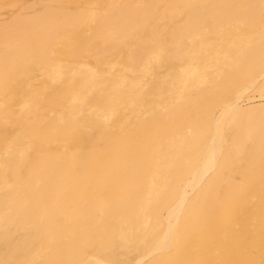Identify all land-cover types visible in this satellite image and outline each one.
Here are the masks:
<instances>
[{"label":"rangeland","instance_id":"1","mask_svg":"<svg viewBox=\"0 0 264 264\" xmlns=\"http://www.w3.org/2000/svg\"><path fill=\"white\" fill-rule=\"evenodd\" d=\"M183 1H185V3ZM183 1L182 0H164V1H162V0H152V1L151 0H137V1L136 0H134V1L133 0H118V1L117 0H0V23H2V24H0V29H3V30H0V33L2 31H5V29H4L5 26H6V30L9 29L10 27L12 29V31L10 29L7 30L6 33H9V34L6 35L5 41L2 42V40L0 39V51H1L0 55H3V58H4L3 59L2 57H0V61H1L0 62V68L2 70H4L2 76H0V79H1L0 80V82H1L0 83V185L2 183L7 184L9 186L12 185V187H9L6 190L9 193H7L6 191L5 192L0 191V201H1L0 202V205H1L0 206V208H1L0 213L4 214L6 212L4 215H7L11 212L10 216L12 217V221H9L10 223L9 222L7 223L9 226H7V224H6V228L4 229L5 234L2 237H0V243H1L0 244V255H2V258H3V260L0 264H7V263L8 264H10V263L11 264H20V262H22L23 260H24L23 262H25V263L22 262L23 264H27V263L30 264V262H32L34 264H56L59 260H61L63 258L64 253L61 252L62 251L61 250V247H62L61 244L66 243V242H70V243L75 244L80 237L79 235L82 233V232H80V230L83 231V233H88V234L90 233V235H89L90 239L88 240V242L100 240L102 238L100 233L96 232L95 230H94L95 232L92 231L93 229H95L93 227V225H92V227H90V225L93 223L89 219V217L86 216L85 214L83 216L77 215L71 223H68L67 221H65L66 220L65 215H67L69 213L68 211L75 209L77 207V205H80L79 207H81V208H79V209H83V211L86 210L85 207H87V206H85V205H87V203L89 201H91L93 199V197H94L93 200H95V199L100 200V197H101V199L104 198L105 200H107L108 203H112L114 201L111 200V197H113V200L116 201V199L118 198V195H120V193H122V195H124V194H126V192L128 194L129 191H131L130 192L131 194H133V195L135 194L136 197L139 198L140 200L143 199L147 205H146L145 211L143 210V213L145 212L144 215L140 216L141 218H138L135 215L133 217V215H131L132 218H129L130 221L125 222L126 223L125 226H128V227L132 226L131 228H134L135 227L134 225H137L139 223L137 220H140L141 224L139 223V225H138L139 230L138 229L136 230V235L138 237L141 235L142 231L146 228L145 223H146V221H148V217L153 212V208L155 207V205H157L158 197H156V196L154 197L153 193H149L147 195L143 186L136 188V187L132 186L131 181L128 184V181H126V179L129 180V178L127 176H124L123 174H121L122 173L121 170H123L125 167H132L133 165H135L139 161V159H141V158L143 159L146 155V153H144L145 151H143V150H149V151H151V154L153 157H158L157 152L160 153V150L163 149L162 147H164V149H166V147L168 146V144H167L168 141L176 140L178 137L176 135L183 128H185V130L180 131V133H187L188 132V133H192V134H197L196 129L194 130V127L192 125L193 123L191 124L190 121L197 120V118L199 117L198 113H200V114L202 113L204 106L206 107L210 103H212L210 105H214V104H217L219 102L223 103L224 100L231 98L234 90L236 89V86L240 85L243 81H245L246 79L249 78L248 73L246 74V71H248V69L252 68L250 66L245 67V69H247V70H245L243 68L244 66L238 65L235 68L236 70L234 69L235 71L234 70L231 71V70H228L226 67H223V65L215 62L214 59L216 57L213 58V56L215 55L214 53H215L216 48H218V46L220 45L219 48L222 49L226 45V40L223 38L217 39V42H215V43H206V41L204 40L205 36L208 35L207 37H210V35H213L209 32V27H211L212 26L211 24L213 23V17L211 15V13H209L208 10H207L208 12H206V9H209L211 7V4H213V1H215V0H211V1L210 0H205V1L204 0H202V1L201 0H199V1L198 0H192V1L189 0V2H191L190 4H189V2H187L188 0H183ZM155 2H158V3H156V5H155ZM177 2H179V3H177ZM209 2H211V3H209ZM241 2L243 3L244 0H241L240 3ZM122 3L128 4V5H125L123 7V6H121V5H124ZM143 3L145 4L144 6H143ZM147 3L150 5V7H149V5H146ZM175 3H177V4H175ZM132 4L139 7V8L138 7L135 8L137 10V13H136L137 16L133 15L135 12L134 11L135 9L134 8L132 9V7L129 8ZM200 4L203 6H200ZM118 5H119V7H118ZM185 5L187 7H185ZM190 5L194 6V7H191ZM204 5H207V7L205 6V8L203 9ZM109 6L110 7L112 6L113 9L110 8ZM127 6H129L128 9H130V10L125 9V7L127 8ZM142 6L143 7L146 6L148 8L147 10H149V15H147L148 11L146 10V7L143 8ZM152 6H154V8ZM159 6L162 9H160ZM208 6H210V7H208ZM183 7H184V9H183ZM188 7L190 8L191 12L193 9H196V12L198 11L197 14H199V15H200L199 11L201 10L200 12H201L202 16H199L200 18L196 17V15H195L196 12L193 11L194 13L193 12L191 13ZM142 8H143V10H142ZM178 8L181 10V11L178 10L181 14L177 11ZM48 9L50 10L49 13L54 12L55 15H57L55 17H57V18H59V17L61 18V16L63 15L62 14L63 11H64L65 15L67 13H69L68 15H77V14L78 15H82V14L84 15L85 13L88 15V12H89V15L91 13H95V15H96L98 12L99 18L101 17L100 18L101 20L97 19L98 15H96V18L94 20H92V21L89 20L90 22L87 21V23L85 22L86 24H84V26H82L80 28L81 31L79 30V28L77 26H73L74 28L73 27L70 28V26L68 27V26H64V25L58 26V28H57V34L58 35L49 41V53L47 56L49 63H47V64L46 63H35V64L28 63V64H25L19 68L18 64L20 63V61L18 60L19 58L17 59V57H19L20 54L18 51L16 52V50H14V48L15 49L20 48V50H21V48H23V46L25 45V42H27V41L32 42L34 39L33 33L30 32V31H32L30 26H28L29 28H27V29H29V30H27V32L25 31L24 35H20V33L22 32V29H23L22 26L25 24L23 21H30L35 16L44 17L43 19L46 20V15L49 14L47 11ZM51 9L54 11H51ZM144 9L146 10V12H144ZM153 9H154V11H153ZM172 9H174V10L172 11ZM40 10L43 11L44 13L45 12L46 13L43 15L42 14L43 12H41ZM106 10H107V12L109 11L111 13L108 12V14H107ZM140 10H142L145 14ZM155 10H156V13H154ZM65 11H67V12H65ZM69 11H72V12H69ZM112 11L114 12L115 17H112L110 15V14H112ZM124 11L126 13H127V11L128 12L130 11L131 12V13H129L130 16H131V14L133 17L136 16V17H134L135 19L131 16L130 18H132V20L133 19L134 20L132 21L128 18L130 20V23H129L128 19L125 20L124 18H122V17H124L123 15L126 14ZM132 11H134V12H132ZM150 11H152V12L150 13ZM37 12L41 13V15L37 14ZM121 12L123 14L120 16L119 13H121ZM171 12H174V14H173L174 16L171 15L172 14ZM262 12H264V9H262V11H261V16L264 17V14H262ZM185 13H187L186 16L184 15ZM30 14H32V15L30 16ZM33 14H34V16H33ZM102 14L105 17H108V15H109V18H106L107 19L106 20ZM151 14H153V15H151ZM188 14L190 16H191V14H193V17L195 15V19H193V17L191 16L192 17L191 18V24H193V26L197 25V24H195L196 22L193 20H196V21H197V19L203 20V16L205 15L204 20H206V21H204V20H203L204 22H201L202 20L198 21V24L202 23V25H199L200 28L202 26L201 30L199 29L198 25L194 27V29L196 27H198L197 28L198 31L202 32V33H200V32L197 33L198 35L199 34H201V35L198 36L196 34V36L193 37L194 39L192 38V36H190V38L188 39V37H186L187 34L186 33H184L185 35L183 34V32H185L184 26H180L181 21H183L182 24H184V25L186 24V22L184 21V18L186 17V19H188V17H190V16H188ZM65 15H63L62 17H64ZM87 15H84V16L87 17ZM150 15L152 16V18ZM182 15H183V18H182ZM25 16H26V18H28L30 16L31 19L28 18L26 20ZM143 16H146V17H143ZM120 17H121V19H120ZM127 17H128V15L126 14L125 18H127ZM178 17H180V19ZM207 17H209V19ZM15 18H16V20H18V22H16ZM19 18H20V20H23V19H25V20L20 21ZM102 18L104 19V21L106 20L108 23V25H106V21L103 22L102 24L104 26L112 25L113 21L118 22V23H116V25H115V23L113 25H115L117 28H119V29L116 28V30L117 31L119 30L118 31L119 35L121 34L120 39H115L112 37V38H110V40L108 42H106L104 44L101 38H99V37L96 38L97 36L94 38L91 36L88 37V35H89V28H88L89 24L91 26L97 25L98 23H101L103 21ZM153 18H154V20L157 18L158 21H157V19L155 21L152 20ZM11 19H13V20H11ZM109 19L111 21H109ZM147 19L149 21H147ZM9 20L11 21V23ZM117 20H119V21H117ZM144 20H145V22H144ZM3 21L5 23H3ZM6 21L7 22L9 21V22L7 23ZM14 21L16 24H18V26H16L14 24ZM127 21L129 23V26H128V23H126ZM131 21H132L133 26L130 25ZM134 21L136 23V26H134L135 25ZM233 21H231V23H230L231 27L239 24L238 21L237 22L236 21L233 22ZM91 22H93V23H91ZM96 22H98V23L95 24ZM109 22H111V24ZM171 22L175 23V25H176V28L174 30L176 34H174V36H176L179 39L180 38L179 35L183 34V35H181V38H180L181 43L184 42L186 44H189L190 46L192 45L193 47L191 46L190 49H192L194 52L190 49H187L185 51H181V52H183L182 53L183 55L181 54V52L179 53L182 56H179L178 53L173 54L174 52H171L170 54H173V56L169 54V58L167 60V63L162 65L161 67H160V65L157 64V62L155 63L152 60L149 61L150 56L148 55L145 59H143V61L138 66H135L133 61L130 60L132 58L130 56L129 51L133 47L139 46L142 43V41H146L149 38H151V36L154 34L161 35V36H163L165 34L164 35L165 38H167L168 36L170 37V34L166 31V27ZM209 22H212V23H209ZM122 23L124 26L122 25ZM166 24H168V25H166ZM249 24H251V25H249ZM19 25H22V26H19ZM164 25H165V27H164ZM245 25L247 28L245 27ZM245 25H244V27H242L243 26L242 24H239L238 26L242 27L244 30H255V29L259 28L257 23H248ZM25 26L26 25H24V27ZM121 26H123V30H121V28H122ZM125 26L126 27L128 26L127 29H125L126 28ZM177 26L178 27L180 26L182 28L178 29ZM193 26H192V28H193ZM14 27H16V28H14ZM17 27H19V28H17ZM229 27H230V25H229ZM229 27L227 26V28L231 30V28H229ZM83 28H85V29H83ZM197 29H195L194 31L196 32ZM226 29L221 30L220 34H218V35L215 34V35L216 36H219L222 34L224 35L225 34L224 32L228 31V29L227 30ZM127 30H128V32H127ZM28 31L30 33H28ZM124 31L126 32V35L124 34ZM180 31H181V34H179ZM10 32H13L14 34L10 33ZM18 32H19V34H18ZM61 32H62V35H61ZM120 32H123V33H120ZM229 32L230 31H228L227 33H229ZM11 34H13L12 36L15 37L14 38L15 40L13 39L12 36H10ZM15 34H17V36ZM27 34H29V35H27ZM123 34H124V36H123ZM25 35H27V37ZM21 36H23V37L25 36V38H23ZM183 36L186 38H184ZM58 37H59V39H58ZM79 37H80V39H79ZM125 37H126V39H125ZM169 37H168V39H169ZM196 37H200L201 39L196 38ZM26 38H30V39L27 40ZM132 38H133V40H132ZM8 39H10V40H8ZM90 39H91V41H90V43H88ZM95 39L96 40L99 39L98 42ZM186 39L188 40L189 43L187 42ZM83 40H87L88 42L87 41L83 42ZM117 40H119V41H117ZM222 40H224V41L222 42ZM6 41H9V42L14 41V43L12 42L9 44V46L11 45V49L8 48V51L5 50V49H7V47H9L8 44L6 45V43H5ZM19 42H20V44H19ZM120 42H122V43H120ZM200 42H201V44H200ZM220 42H221V44H218ZM3 43H5L6 46H4ZM15 43L18 45H15ZM80 43H81V45H80ZM118 43H119V45H118ZM114 44H115V46H112ZM74 45H75V47H74ZM79 45H80V47H79ZM83 45H85V46H83ZM20 46H22V47H20ZM207 46H209V47H207ZM199 47H200V49H199ZM126 48H127V50H125ZM2 49L4 50V52ZM82 49H84V51H82ZM78 50H80V51H78ZM188 50H190V51H188ZM9 51L11 52V54H13V52H14V54H16V55H14V54L10 55ZM75 51H78V52H75ZM85 51H87L88 53H86ZM106 51H108V52H106ZM109 51H111V53ZM117 51H119V52H117ZM35 52H37V49H32L30 54L34 58L41 57V54H39V52H37V54ZM120 52H122V53H120ZM123 52L125 54H123ZM83 53H84V55H83ZM87 54H89V55L87 56ZM111 54L113 55L112 57H111ZM197 54H199V56H197ZM6 55H9L10 57L8 58V57H6ZM104 55L106 58L104 57ZM176 55H177V57H176ZM12 56H14L17 59V61H19V62H17L14 57L13 58L15 60H13ZM122 56H123V59H120V58H122ZM210 56H212V57L209 58ZM128 57L130 58L129 59L130 61L128 60ZM175 57L179 61H177V59H175ZM2 59L4 60V62ZM9 59L11 60V62ZM94 59L96 60V62ZM12 60L16 61V64ZM131 61H132V63H131ZM177 62H179V63H177ZM85 65H87V69H86ZM178 65H182L183 67L186 68L185 80L179 79L177 76H175V71L178 68ZM33 66H36V68ZM238 67H240V68H238ZM55 68H56V70H55ZM90 68L91 69L93 68L98 73L100 71V72H104L105 74L110 75V76L121 77L125 80H127V79L128 80H130V79L134 80L136 83V87L135 88L128 87L126 84H122V85L116 86V87L112 86V85L111 86L108 85V86H106V89L107 88L109 89L108 95H111L110 98H108L107 95L101 96L98 93H90L88 89H90L89 87L91 85V81L88 79V76H87L88 70ZM127 68H128V70H126ZM129 68L130 69L132 68L133 70L131 69L129 71ZM194 68L197 69V70H195V73H193ZM165 70H167V71H165ZM72 71H74V72L72 73ZM197 71H198V73H197ZM213 71H214V73H213ZM220 71H222V72H220ZM228 71H230V72H228ZM218 72L222 75L223 74L226 75V72H227L228 74L226 76H224L226 78V80L224 78H220L222 76L219 75ZM45 73H46V75H44ZM192 73H193V75H192ZM229 73H230V76H229ZM256 73H257V71L254 70V74H256ZM58 74L60 77L57 76ZM152 74L155 75V78L158 82H160V83L163 82V84L165 83L166 85H169V83H172L174 86L172 84H170L169 86H165V89L163 90V92H160V94H157V95L153 96L152 98L147 96V99H146V97H144V96H146L144 94V92H142L140 90L141 91L140 92L141 94H140L138 91H139V89L142 88V85H144L146 82H148V80L151 79ZM188 74L189 75L191 74V75L189 76ZM203 75H204V78H206L204 80V82H202V83H206L204 86L202 85V83L198 84L196 82V78L198 76H203ZM80 76H82V77L85 76V79H84V77L81 78ZM163 78H165V79H163ZM216 79L218 80V82L216 81ZM219 79H221L220 81H222V82H220ZM69 80H70V82H69ZM163 80L164 81L166 80V82H164ZM182 81H184L185 83L183 84ZM212 81L214 83H212ZM67 82H69L68 87H67ZM73 82H74V84H73ZM217 83H219V84H217ZM221 85L222 86L224 85L223 88ZM23 86H25V90H24ZM29 86H30V90H29ZM200 87L202 88V90L200 89ZM204 87L206 89H204ZM67 88H68V90H66ZM211 88H213V89H211ZM196 89H198L197 90L198 92L196 91ZM189 91H190V93H189ZM200 91H202V93ZM205 91H207V92H205ZM25 93H27V94H25ZM88 93H90V94H88ZM117 94L120 95V97H119L120 99L118 98L119 101L118 100L115 101L112 98V96H114V97H115V95L118 96ZM137 94H140V95H137ZM250 94H251V96L252 95L256 96L257 92H255V94H254V92L252 91ZM75 95L76 96L79 95V96L76 97ZM136 95L139 96V98ZM142 95H144V96L142 97ZM214 95H217V97L215 98ZM127 96H128V98H127ZM199 96H201V97H199ZM57 97L59 98V100L57 99ZM79 97L83 98V100H84L83 103L80 100H78ZM171 97H173V98H171ZM191 97H193V98L197 97V98L190 99ZM178 98H180V99H178ZM188 98L190 99L189 101H188ZM23 99H25V100H23ZM129 99L131 101L134 100V102L128 101ZM169 99H171L172 101ZM254 99H251L253 101H251V100L245 101L244 107L247 105L250 108H252L253 106L259 108L262 105H264V104H262V103H264V100H261L259 98L257 99V96ZM52 102H54V103H52ZM176 102L177 103L181 102L182 104L183 103L184 104L182 105L180 103L179 107H178L177 105H175ZM185 102H186V104H185ZM133 103H134V106H133ZM170 103L172 104V106ZM257 103H258V105L259 104H261V105H259V107H258V105H256ZM21 104H22V107H21ZM128 105H130V106H128ZM180 105H181V107H180ZM19 106H20V108H19ZM182 106H185V107H182ZM200 106H203L202 109ZM92 108H94L95 110ZM176 108H177L178 112L175 111ZM6 109H9V110H6ZM157 109L159 111H157ZM197 109H200V110H198L199 112L197 111ZM126 110H128V111H126ZM167 110H170V111H167ZM172 111H173V113H172ZM151 112H152V114L154 113L153 116H152V114L150 115ZM175 115H177V116L179 115V116L177 117ZM155 116H157L159 118V120ZM159 116H161V117H159ZM131 118H133V120ZM74 121H76L77 123ZM152 121H153V123H152ZM62 122H63V124H62ZM72 122H74V123H72ZM150 122H151V125H149ZM134 123H136V125H134ZM178 123H179V125H181V127L183 125L185 127L180 128L179 125L177 127L176 125ZM72 124H75L76 127L72 128L71 127ZM90 124H91V126H90ZM186 124L189 126H186ZM101 125H105V127H102ZM168 126L170 129L167 128ZM60 127H61V129H60ZM62 127L64 128V130ZM139 127H140V129H138ZM176 127H177V129H176ZM189 127L193 131L191 129H189ZM67 128H69V129H67ZM178 128H180L179 131H178ZM86 129H87V131H86ZM174 129H176L177 131ZM172 130L175 132V134H172V136H171L170 132L173 133ZM30 131H33V132H30ZM91 131L93 132L92 134H91ZM132 131L135 134H132L133 133ZM200 132H204V129H202ZM47 133H48V135L49 134L50 135L48 136ZM55 133L58 135H56ZM87 133H88V135H86ZM96 133H97V135H96ZM162 133H165V134L168 133V134H166V135H168V136H166V138L171 137L170 140H167L168 138L166 139L165 135H163ZM161 134L164 137L161 136ZM227 135L228 134H226L227 139L231 138V136H232L231 134H229L228 136ZM52 136H54V137H52ZM87 136L89 137V139ZM114 136H115V138H114ZM86 137H87V139H86ZM71 138H72V141H71ZM127 138L134 139V140H130ZM259 139L264 140V134H262L259 137ZM116 140H117V142H116ZM120 140L122 143L124 142V144L120 143ZM129 140L131 141V143ZM158 140H160V142H158ZM125 141L126 142L129 141V142L125 143ZM149 141H151V142H149ZM98 143H100V144H98ZM113 143H114V145L117 144L118 146H120V148L122 145H124L123 147L125 148L126 145L128 147V144L129 145L131 144L130 148L132 150H130V148L128 149L126 147L128 149V151L131 153V155H129L130 153H128V151H126V148L124 149L122 147L124 150H121L122 148L120 149L119 147H115L114 145L111 146V144H113ZM118 143H120V144H118ZM148 143H150L149 144L150 146L148 145ZM165 143L167 144V146ZM249 143H250V141H248L247 145H249ZM142 144L145 147L141 146ZM226 144L231 146L232 145L231 140L230 139L227 140ZM261 144L262 145L260 146V149L262 148L261 149L262 151L259 150V152H257L258 155L256 154L255 157L254 156H253V158L250 157L251 152L249 153V149H247V147H246V148H244L245 150L243 149L241 152H239L240 154L236 153L237 157L233 156L232 163L228 167V170H227L226 166H222L220 168L219 176L217 175L213 178L211 177L209 179H206L207 185H205V188L202 192L201 203H200L199 209L196 212V213H198L196 216L197 222L194 221L193 222L194 224L192 223L191 226L187 230V234L189 235V238L187 239L188 242H187L186 246L190 250V252L194 254L193 261L195 260L196 264H223L225 261L229 260L230 257H232L233 250H235L237 248H239V249L243 248V245L246 243V242L242 243L243 239L244 240H247L250 238L252 239L254 237L253 235H257L262 230H264V147H262V146H264V143H261ZM109 145H110V147H109ZM132 145L134 146V148ZM224 145H225V143H224ZM95 147H97L99 150L97 151V148H95ZM108 147L110 150L108 149ZM112 147H113V149H112ZM140 147L145 148V149L140 150ZM147 147H148V149H146ZM117 148H119L118 151H117ZM153 148L155 149V151L152 152ZM85 149H87L88 151ZM111 149H112V151H111ZM156 149L159 151H157ZM246 149L248 151H246ZM80 151L82 153H79ZM99 151H100V153H99ZM106 151H108V152L106 153ZM84 152H87V154ZM241 153H243V154H241ZM248 153L250 155H248ZM233 155H235V154H233ZM51 156L56 157L58 160H60L63 163L68 165L69 171L71 170V176L69 175L70 180H68L69 184H68L67 179L64 178V175L60 176L59 174H61V173H59L57 171L56 172L51 171L49 173L46 172V175H45V173H44L45 171L43 170V167L47 163V161L45 159L47 157H51ZM69 156L71 157L70 159H72V160L69 159ZM114 156H117V157L119 156L118 159H120V160H117L118 161L117 162L116 161L117 157H114ZM259 156H261V158ZM99 157H100V159H99ZM113 158H116V159L114 160ZM235 158H237V159H235ZM78 159H81V160L78 161ZM105 159H109L110 161L112 160L113 163H115V165L108 167L106 172L103 175V174H100V172L98 171V167H99L98 161L105 160ZM154 159H156V158H154ZM24 160H26L27 162ZM43 160H44V162H43ZM122 160H125V163ZM235 160H238V161L235 162ZM254 160L255 161L257 160V161L254 162ZM69 161H71V162H69ZM73 161H75L76 163ZM17 162H19V163H17ZM96 162H97V165H96ZM248 162L250 163L251 166L248 165L249 164ZM117 163L120 166L119 165L117 166L116 165ZM131 163H132V165H130ZM75 164H77V165H75ZM78 164H80V165L78 166ZM246 164L249 166L248 168L246 167L247 166ZM42 165H44V166H42ZM69 165H71V167ZM149 167L142 174V175L145 174L144 176H142L143 178L140 177V175H137V177H135V178H138V176H139L140 177L139 180H137V179L136 180L139 181L140 183L142 180H143L142 183L148 182V180H149L150 183L152 182L151 184H152L153 188L155 189V191H156V189L160 190L164 184L163 179H161L164 176V175L163 176L161 175L163 168L160 167L159 165L153 166L154 169L152 167H150V168ZM113 169H115V171ZM72 170L74 172H72ZM86 170L87 171L89 170V171L87 172ZM92 170L95 171L94 174L91 172ZM110 170H111V173H110ZM31 171L33 172V174L32 173L30 174ZM117 171H119V172H117ZM120 171H121V173H120ZM228 171H229V173H228ZM37 172H43V173H37ZM55 173H57V174L59 173L58 176H57V174L55 175ZM78 173H80V175ZM38 174H40V175L36 176ZM50 174L54 175V176H51ZM77 174L79 175V178H78V176L75 177ZM221 174H222V177L220 178ZM84 175L87 176L86 179H83ZM15 176H16V178H19L18 179L19 182L17 181ZM56 176L58 177L59 180L57 179ZM96 176L99 180L96 179ZM145 176H146V178H145ZM225 176H226V178H225ZM81 177H82V179H80ZM60 178H62V179H60ZM132 178L135 179L134 176ZM147 178H148V180H146ZM100 179H102V180H100ZM113 179L114 180L116 179V181H114L115 184L113 183ZM56 180H58L60 182H57ZM232 180H234V181H232ZM22 181L23 182L26 181V182H28V183L30 182V183L29 184L27 183L28 184L27 185L26 182H24L26 184L25 185ZM32 181H34V183ZM43 181H47L48 183L47 182L43 183ZM99 181H100V183H99ZM103 181H104V183H103ZM218 181H220L221 183ZM65 182L67 183V185L65 184ZM31 183H32V185H31ZM57 183H58V185H56ZM218 183H219V185H218ZM74 184H76L80 187V188L77 187V192H75L76 190L72 191L74 188L76 189V186ZM239 184L242 186H240ZM246 184H247V186H246ZM17 185H19V189H18ZM45 185H46V188H45ZM68 185H70V186H68ZM81 185L83 187H81ZM111 185L114 188L111 187ZM120 185L123 188H121ZM155 185L159 186V187H156ZM14 186H15V188H14ZM71 186H72V188L74 186L75 187L73 189H70ZM117 186L120 188L117 189L118 188ZM126 186H127V189L125 188ZM131 187L136 188L135 189L136 191H138V189H139V191H138L139 193L136 192L135 190H133L134 188L132 189ZM34 188H35V190H34ZM36 188L38 191L36 190ZM14 189H15V192H14ZM39 189H42V190H39ZM116 189L119 191L116 192ZM53 190H54L55 196L52 194ZM216 190H217V192H216ZM24 191H26V192H24ZM27 191H29V192L27 193ZM59 191L62 193H60ZM67 191L68 192L71 191V192L68 193ZM133 192H135V193H133ZM163 192H166V189L163 190ZM10 193H11L12 197H10L11 196ZM24 193H26V194H24ZM33 193H36V194H34L35 196H37L38 193H39V195L33 199V197H34V195H32ZM71 193H72V195L70 197ZM77 193H80V195H78ZM82 193L83 194L85 193V195H83ZM137 193L139 194V196H137L138 195ZM64 194H65V197H64ZM4 195H6V197H4ZM21 195L23 198L21 197ZM29 195H31V196H29ZM49 195H51V196L49 197ZM28 196L30 197L31 202L28 201V198H29ZM60 197L61 198L64 197L63 200H64V203H66V208H64L65 206L63 208L65 211L64 210L63 211L62 210L57 211L58 209L56 207V203H57V199ZM69 197L71 198V202L69 200L70 199ZM77 197H78V200H76ZM5 198H8V199H5ZM13 198H14V200L10 201ZM40 198H41V201H40ZM66 198L67 199L69 198L67 202H66V200H67ZM4 199H5V201H4ZM51 199H52V201H51ZM84 200H86V201H84ZM8 201H9V203L10 202L11 203L9 204ZM34 202H35V204H34ZM68 202H69V204H67ZM73 202L75 204H73ZM84 202H85V204H84ZM4 204L6 207L4 206ZM6 204L8 205V207ZM27 204L28 205L30 204V205L28 206ZM41 204L44 205V206L42 205L44 208L41 206ZM193 204H194V202L192 200V204H191V206H189V208H191ZM32 205H34V206H32ZM49 205H50V208H48ZM52 205H53V207H52ZM26 206L28 209H26ZM30 206L32 207V210H31ZM35 206L37 207V209H35L36 208ZM33 207L36 211H33L34 210ZM47 209H51V210H47ZM68 209H70V210H68ZM27 210H30V211H28L29 213L27 212ZM55 210H56L57 214L59 212L58 215H55L56 212H53ZM8 211H10V212H8ZM25 211L28 213L27 215H26ZM42 211H43V213H42ZM49 211H51V212H49ZM95 211H96L97 215H100V213H101L100 209H97ZM40 212L42 215L40 214ZM65 212H66V214H65ZM35 214H36V217H35ZM25 215L27 217H25ZM31 217H32V219H31ZM45 218H46V220H45ZM79 218H81V219H79ZM29 219H31V222ZM82 219H84V220H82ZM129 219H127V220H129ZM258 219H260V220H258ZM79 220H82V221H79ZM134 220H136V221H134ZM15 221H17V222L15 223ZM23 221L26 223L23 224ZM33 221L34 222L36 221V222L33 224ZM13 222H14V224H12ZM37 222H38V225L41 224L39 227L36 224ZM80 222L82 223V226L84 224L83 229H81L82 226H80L81 225ZM129 222H130V224H128ZM142 222L144 223V225H142L143 224ZM10 224H12V225L10 226ZM25 224H27V225H25ZM32 224H33V226H31ZM57 224H58V226H57ZM54 225H55V227H54ZM24 226H26V227H24ZM50 226H51V229L49 228ZM65 226H66V228L69 227V229L67 230L65 228ZM63 227H64V229H62ZM84 227H86V228H84ZM8 228H10V229H8ZM16 228H17V230H16ZM26 229H27V231H29V230L31 231V229L36 230L35 234L33 236H29L28 240H26L24 242L25 244L28 243V247L23 242H20V241H22L21 238H22V235L26 232ZM42 229H44V232ZM84 230H86V231L84 232ZM0 231H2L1 228H0ZM37 231H38V234L40 233V235H37ZM2 232H0V234ZM58 232H60V233H58ZM62 232H64V233L62 234ZM44 233H45V237H43ZM72 233H73V235H72ZM13 234H15V235L13 236ZM49 235H50V237H49ZM55 235H56V237H55ZM190 235L195 236L196 237L195 239L198 241L202 240V242H204V245L200 246V245H198V242L190 241ZM67 236L70 238H68ZM76 236H78V237H76ZM30 237H33L34 239L36 237H39V238H37L38 240L35 241L33 238H30ZM76 238H77V240H76ZM29 239H31V240L29 241ZM32 239H33V241H32ZM6 240H8V241H6ZM5 242L7 244H5ZM12 242H14V243H12ZM31 242H33L34 244ZM236 242L237 243L241 242V243L236 244ZM40 243L43 246L39 245ZM3 244H4V246H3ZM10 244L13 247L9 246ZM22 244L26 247H24ZM48 244H50V245H48ZM85 246H82L83 250L88 249V246L87 245H85ZM258 246H259V251L258 250L257 251H258L259 257H260L259 258L260 263L264 264V248H262V247H264V242H261V243L259 242ZM6 247H8V248H6ZM11 247L13 249H11ZM18 247H21V249H23V250L18 249ZM37 247H38V249H37ZM10 250H11V252H10ZM16 250H18V252ZM28 250H29V253H27ZM31 250H32V252H31ZM118 250L119 249L117 248V246H115L114 252L117 253ZM201 251H203V252L206 251V252L201 253ZM3 254H4V256H3ZM6 254H8V255H6ZM29 254L32 256H30ZM37 254L39 257L37 256ZM42 254H44L43 258L40 257V256H42ZM6 256H7V258H6ZM28 256H30V257H28ZM116 257L117 258L114 261L118 262V264H122V262H120V260H122L123 257H121V256L119 257V256H117V254H116ZM37 258L38 259L41 258V259H39L40 261ZM151 258L155 259L156 255H154V257H151ZM35 259H36L37 263H36ZM195 263L193 262V264H195Z\"/></svg>","mask_w":264,"mask_h":264},{"label":"bare ground","instance_id":"2","mask_svg":"<svg viewBox=\"0 0 264 264\" xmlns=\"http://www.w3.org/2000/svg\"><path fill=\"white\" fill-rule=\"evenodd\" d=\"M118 1V0H117ZM134 1V0H133ZM137 1V0H136ZM152 1V0H151ZM162 1H164V0H162ZM183 1V0H182ZM192 1V0H191ZM199 1V0H198ZM202 1V0H201ZM200 1V2H201ZM205 1V0H204ZM211 1V0H210ZM241 1V0H240ZM240 1L239 0H215V1H213V4H211V7L210 6H208V7H210L209 9H206V12H208L209 11V13H211V15H212V17H213V23L212 22H209V23H212L211 25V27H209V32L211 33V34H213V35H210V37H207V36H205V41H206V43H215V42H217V39H225L226 40V45L221 49V48H219V46H218V48H216V50H215V55L213 56V58H215L214 60H215V62H217L218 64H221V65H223V67H226L228 70H231V71H233L238 65L239 66H244L243 68L245 69V67H252L251 69H248V71H246V74L248 73V76H249V78L248 79H246L245 81H243L240 85H237L236 86V89L234 90V92H233V94H232V96H231V98H229V99H226V100H224L223 101V103L222 102H219V103H217V104H214V105H210V104H212V103H210L209 105H207L206 107L204 106V108H203V110H202V113L200 114V113H198L199 114V117L197 118V120H192V121H190L191 122V124L193 125V127H194V130L196 129V133L197 134H192V133H180V131H183V130H185V128H183L182 130H180V128H182V127H185L184 125L181 127V125H179V123L176 125L177 127H178V125H179V127L180 128H178V131H179V135L177 134L176 136H178L177 137V139L176 140H170V138H166V136H168V135H166V134H168V133H162L163 135H165V138L167 139V140H170V141H168V146H167V144H166V149H164V147H162L163 149L162 150H160V153H158L157 152V154H158V157H153L152 156V154H151V151H149V150H143V149H145V148H141L140 147V150H143V151H145L144 153H146V155H145V157L142 159H139V161L135 164V165H133L132 167H125L123 170H121L122 171V173H121V171H120V173L121 174H123L124 176H127L128 178H129V180H127L126 178V181H128V184L130 183V181H131V184H132V186H134V187H144V189H145V191H146V193H147V195L149 194V193H153V195H154V197L156 196V197H158V203H157V205H155V207L153 208V212L150 214V216L148 217V221H146V228L142 231V233H141V235L138 237L137 235H136V230L139 228L138 227V225H139V223H140V220H137L139 223L137 224V225H134L135 227L134 228H131L132 226H130V227H128V226H125L126 225V221H130V219L129 218H132L131 217V215H133V217H134V215L136 216V217H138V218H141L140 216H142V215H144V213H143V210L145 211V208H146V202L143 200V199H139V198H137L136 197V195L134 194H131L130 192L131 191H129V193L127 194V192H126V194H124V195H122V193H120V195H118V198L116 199V201L115 200H113V197H111V200L112 201H114V202H112V203H108V201L107 200H105L104 198L103 199H101V197H100V200H93L94 199V197H93V199L91 200V201H89L88 203H87V205H85V206H87V207H85V209L86 210H84L83 211V209H79V208H81V207H79L80 205H77V207L75 208V209H72L71 211H68L69 213L67 214V215H65V217H66V220L65 221H67L68 223H71L73 220H74V218L77 216V215H80V216H83L84 214L86 215V216H88L89 217V219L92 221V223L93 224H91L90 225V227H92V225H93V227L95 228V229H93L92 231H96V232H99L100 233V235H101V239L100 240H98V241H93V242H88V240L90 239V233L88 234V233H83V231H81L80 230V232H82L79 236V239L77 240V238H76V240H77V242L75 243V244H73V243H70V242H66V243H62L61 244V252H63L64 254H63V258L61 259V260H59L56 264H118V262H116V261H114L117 257H116V254H117V256H121V257H123V259L122 260H120V262H122V264H193V262L195 263L196 261L194 260L193 261V259H194V254L193 253H191L190 252V250L187 248V239L189 238V235L187 234V230H188V228L191 226V224L194 222V221H196V216H197V214L198 213H196L197 212V210L199 209V206H200V203H201V195H202V192H203V190H204V188H205V185H207L206 184V179H209V178H213V177H215V176H219V174H220V168L222 167V166H226L227 167V170H228V167L231 165V163H232V158H233V156H236L237 157V155H236V153H239V152H241L244 148H246L247 147V149H249V153L251 152V155L248 153V155H250V157H252L253 158V156L255 157V155L257 154V152H259V150H261L260 149V146L262 145L261 143H264V140H260L259 139V137L262 135V134H264V105H262L261 107H259V105H261V104H259L258 105V103L256 104V105H258V107L259 108H257V107H252V108H250L249 106H245L244 107V103H245V101H249V100H251V99H254V98H256V96H257V99L259 98V99H261V100H264V17H262L261 16V11H262V9H264V0H244V2L242 3H240ZM143 2V1H142ZM149 2V1H148ZM154 2V1H153ZM159 2V1H158ZM158 2H155V5H156V3H158ZM180 2V1H179ZM179 2H177V3H179ZM184 3H185V1H183ZM187 2H189V0L187 1ZM207 2V1H206ZM137 3V2H136ZM162 3V2H161ZM177 3H175V4H177ZM191 2H189V4H190ZM208 3V2H207ZM209 3H211V2H209ZM122 4H124V5H121V6H125V5H128V4H125V3H122ZM183 4V3H182ZM188 4V3H187ZM195 4V3H194ZM203 4V3H202ZM133 5V4H132ZM127 6V8L125 7V9L126 10H130V9H128V7L129 8H131L132 7V9L134 8H136V7H138V6H136V5H133V6ZM141 5V4H140ZM139 5V6H140ZM145 4L143 3V6H144ZM146 5H149L148 3L146 4ZM160 5V4H159ZM184 5V4H183ZM196 5V4H195ZM208 5V4H207ZM207 5H204V7H203V9L205 8V6L207 7ZM32 6V5H31ZM30 6V7H31ZM135 6V7H134ZM142 6V7H143ZM158 6V5H157ZM172 6V5H171ZM191 6V5H190ZM189 6V7H190ZM200 6H203V5H201L200 4ZM44 7V6H43ZM79 7V6H78ZM90 7V6H89ZM110 7V6H109ZM115 7V6H114ZM118 7H119V5H118ZM122 7V8H123ZM146 7V6H145ZM145 7H143V8H145ZM149 7H150V5H149ZM153 8H154V6H152ZM151 7V8H152ZM160 7V6H159ZM180 7V6H179ZM185 7H187L186 5H185ZM188 7V8H189ZM191 7H194V6H191ZM110 8H112L113 9V7L111 6ZM109 8V9H110ZM116 8V7H115ZM139 8V7H138ZM137 8V9H138ZM141 8V7H140ZM143 8H142V10H143ZM76 9V8H75ZM84 9V8H83ZM121 9V8H120ZM148 8L146 7V10H147ZM159 9V8H158ZM160 9H162L161 7H160ZM183 9H184V7H183ZM70 10V9H69ZM78 10V9H77ZM89 10V9H88ZM102 10V9H101ZM118 10V9H117ZM116 10V11H117ZM142 10H140V11H142ZM146 10L144 9V12H146ZM152 10V9H151ZM165 10V9H164ZM174 9H172V11H173ZM178 10H180L179 8L177 9V11ZM189 10H190V8H189ZM208 10V11H207ZM41 11V10H40ZM48 11V13H49V9L47 10ZM51 11H54V10H52L51 9ZM68 11V10H67ZM67 11H65V12H67ZM79 11V10H78ZM98 11V10H97ZM135 11V12H134ZM134 11H132V12H134V14L133 15H136V13H137V10L135 9ZM148 11V14L147 15H149V10H147ZM153 11H154V9H153ZM163 11V10H162ZM176 11V10H175ZM174 11V12H175ZM181 11V10H180ZM185 11V10H184ZM188 11V10H187ZM196 12V9H193L192 10V12ZM201 11V10H200ZM199 11V13H200V15L199 14H197V12H196V17H198V18H200L199 16H202L201 15V12ZM205 11V10H204ZM41 12H43V11H41ZM69 12H72V11H69ZM102 12V11H101ZM106 12H107V10H106ZM109 12V11H108ZM108 12H107V14H108ZM118 12V11H117ZM125 12V11H124ZM143 12V11H142ZM143 12V13H144ZM152 11H150V13H151ZM170 12V11H169ZM174 12H171L170 14L171 15H173L174 14ZM179 12V11H178ZM190 12H191V10H190ZM191 12V13H192ZM193 12V13H194ZM46 13V12H45ZM44 12L42 13L43 15L45 14ZM57 13V12H56ZM109 13H111V12H109ZM126 13V12H125ZM129 13H131L130 11L128 12L127 11V15H128V17L127 18H125V15H123L124 17H122V18H124L125 20H127L128 18L130 19V20H132V18H130L131 16H132V14H131V16H130V14ZM154 13H156V10H155V12ZM153 13V14H154ZM180 13V12H179ZM178 13V14H179ZM189 13V12H188ZM37 14H39V15H41V13H38L37 12ZM61 14V13H60ZM63 15H65L64 14V11H63V13H62ZM69 13H67L64 17H62L61 16V18L59 17V18H57V17H55V16H57V15H55V13L54 12H52V13H49V14H47L46 15V20H44L43 18L44 17H40V16H35L34 18H30V16L32 15V14H30V16L28 17V18H30L31 20L30 21H23V20H27L28 18H26V16H25V19H23V20H20V18H19V20L20 21H23L25 24L24 25H26L25 27H24V25L22 26V25H19V26H22L23 27V29H22V32L20 33V35H24V33H25V31L27 32V30H29V29H27V28H29L28 26H30L31 27V30L33 31H30L31 33H33V35H34V39H33V41L31 42V41H27V42H25L24 40V42H25V45L23 46V48H21V50H20V48H14V50H16V52L18 51L19 52V57H17V59L20 61V63L18 64V66H19V68L21 67V66H23V65H25V64H28V63H32V64H35V63H49V60H48V53H49V41L52 39V38H55L58 34H57V28H58V26H60V25H64V26H70V28H72L73 26H77L78 28H79V30L81 31V27L82 26H84V24H86L87 23V21H92V20H94L95 18H96V15H98V12H97V14L95 15V13H91L90 15H89V12H88V15L85 13L84 15H87V17H85L83 14V16L82 15H68ZM74 14V13H73ZM113 14V15H112ZM112 14H110L112 17H115V14H114V12L112 11ZM123 13L121 12V13H119V15L121 16ZM145 14V13H144ZM153 14H151V15H153ZM176 14V13H175ZM181 14V13H180ZM183 14V13H182ZM190 14V13H189ZM188 14V16H190ZM203 14V13H202ZM206 14V13H205ZM262 14H264V12H262ZM59 15V14H58ZM103 15V14H102ZM143 15V14H142ZM150 15V16H151ZM155 15V14H154ZM161 15V14H160ZM185 16L187 15V13H185L184 14ZM195 15H194V17H193V14H191V16L193 17V19H195ZM33 16H34V14H33ZM104 16V15H103ZM107 16V15H106ZM137 16V15H136ZM136 16H134V17H136ZM156 16V15H155ZM163 16V15H162ZM174 16V15H173ZM180 16V15H179ZM188 17V19H186V17L184 18V21L186 22V24L184 25V24H182L183 23V21H181V23H180V26H184V28H185V32H183V34L184 33H186L187 35H186V37H188V39L190 38V36H192V38L194 37V36H196V34L197 33H199L200 31H198V27H196L195 29H197V31L195 32L194 30V27L195 26H199V25H202V23L201 24H198V21L199 20H202V19H197V21L196 20H193V21H195L196 23L195 24H197V25H195V26H193V24H191V18L192 17ZM205 16V15H204ZM204 16H203V20H204ZM105 17V16H104ZM103 17V18H104ZM133 17V16H132ZM133 17V18H134ZM143 17H146V16H143ZM170 17V16H169ZM211 17V18H212ZM101 18V17H100ZM99 18V15H98V18L97 19H99V20H101ZM102 18V19H103ZM106 18H109V15H108V17H105V19ZM151 18H152V16H151ZM155 18V17H154ZM154 18L152 19V20H154ZM173 18V17H172ZM179 19H180V17H178ZM182 18H183V15H182ZM202 18V17H201ZM208 19H209V17H207ZM14 19V18H13ZM13 19H11V20H13ZM18 19V18H17ZM116 19V18H115ZM114 19V20H115ZM120 19H121V17H120ZM128 19V20H129ZM135 19V18H134ZM133 19V20H134ZM149 19V18H148ZM147 19V21H149ZM157 19V18H156ZM155 19V20H156ZM160 19V18H159ZM171 19V18H170ZM15 20H16V18H15ZM107 20V19H106ZM105 20V21H106ZM124 20V21H125ZM130 20H129V23H130ZM132 20V21H133ZM143 20V19H142ZM154 20V21H155ZM182 20V19H181ZM201 21V22H204V21H206V20H204V21ZM238 21L239 22V24H242L243 26L242 27H244V25L245 24H248V23H257L258 24V27L260 28H258V29H255V30H244L242 27H239L238 25H234L233 27H231V21ZM10 21V20H9ZM8 21V22H9ZM19 21V22H20ZM89 21V22H90ZM104 21V19H103V21L101 22V23H98V22H96L95 24H97V25H93V26H91L90 24H89V26H88V28H89V35H88V37H96V38H101L102 39V41H103V43L105 44L106 42H108L109 40H110V38H115V39H120L121 38V34L119 35L118 34V31L116 30V23H118V22H112L113 24L115 23V25H110V26H104L102 23L103 22H105ZM109 21H111L110 19H109ZM116 21V20H115ZM117 21H119V20H117ZM132 21H131V24L130 25H132L133 26V24H132ZM136 21V20H135ZM135 21H134V23H135ZM157 21H158V19H157ZM180 21V20H179ZM211 21V20H210ZM233 21V22H234ZM7 22V21H6ZM7 22V23H8ZM16 22H18V20H16ZM86 22V23H85ZM100 22V21H99ZM144 22H145V20H144ZM161 22V21H160ZM208 22V21H207ZM3 23H5L4 21H3ZM10 23H11V21H10ZM91 23H93V22H91ZM110 24H111V22H109ZM126 23H128V21L126 22ZM129 23H128V26H129ZM178 23V22H177ZM176 23V24H177ZM200 23V22H199ZM0 24H2V23H0ZM14 24L16 25V26H18V24H16L15 23V21H14ZM23 24V23H22ZM161 24V23H160ZM236 24V23H235ZM106 25H108V23H107V21H106ZM118 25V24H117ZM122 25H123V23H122ZM126 25V24H125ZM166 25H168V24H166ZM229 25H230V27H229ZM249 25H251V24H249ZM253 25V24H252ZM9 26V25H8ZM124 26V25H123ZM123 26H121L122 28H121V30H123ZM127 26V27H128ZM134 26H136V23H135V25ZM178 27V29L179 28H182V27ZM192 26H193V28H192ZM227 26L229 27V28H231V30L230 29H228L227 28ZM248 26V25H247ZM2 27V26H1ZM62 27V26H61ZM126 27V26H125ZM127 27L125 28V29H127ZM164 27H165V25H164ZM245 27H246V25H245ZM249 27V26H248ZM253 27V26H252ZM14 28H16V27H14ZM17 28H19V27H17ZM74 28V27H73ZM76 28V27H75ZM132 28V27H131ZM175 28H176V25H175V23H173V22H171L167 27H166V31L170 34V37H169V39H168V37L167 38H165V34L163 35V36H161V35H157V34H154V35H152L151 36V38H149L148 40H146V41H142V43L139 45V46H136V47H133L129 52H130V56H131V58L132 59H130L129 57H128V60L130 59V60H132L133 61V63H134V65L135 66H138L142 61H143V59H145L148 55L150 56V60L149 61H154L155 63L157 62V64L158 65H160V67L162 66V65H164V64H166L167 63V60H168V58H169V54L171 53V52H174L173 54H175V53H178V55L179 56H182L183 54V52H181V51H185V50H187V49H190L191 48V46L189 45V44H186V43H184V42H182L181 43V41H180V38H181V35H183V34H181V31H180V33L179 34H181V35H179L180 36V38L178 39L176 36H174V34H176L175 33ZM201 28H202V26H201ZM201 28H200V26H199V29L201 30ZM206 28V27H205ZM228 29V31H230L229 33H227L228 31H226V32H224L225 34L223 35H219V36H216V35H218V34H220V32H221V30H223V29ZM247 28V27H246ZM251 28V27H250ZM5 31H2L1 33H0V39L2 40V42L3 41H5L6 40V35L7 34H9V33H6L7 32V30H11L12 31V29H11V27L9 28V29H7L6 30V26H5ZM66 29V28H65ZM83 29H85V28H83ZM117 29H119V28H117ZM124 29V30H125ZM135 29V28H134ZM133 29V30H134ZM194 29V30H193ZM226 29V30H227ZM0 30H3V29H0ZM67 30V29H66ZM140 30V29H139ZM203 30V29H202ZM208 30V29H207ZM69 31V30H68ZM179 31V30H178ZM29 31H28V33H30ZM127 32H128V30H127ZM177 32V31H176ZM208 32V31H207ZM208 32V33H209ZM10 33H13V32H10ZM81 33V32H80ZM120 33H123V32H120ZM130 33V32H129ZM200 33H202V32H200ZM206 33V32H205ZM14 34V33H13ZM13 34H11L10 36H12ZM18 34H19V32H18ZM124 34L126 35V32L124 31ZM124 34H123V36H124ZM207 34V33H206ZM216 34V35H215ZM16 36H17V34H15ZM27 35H29V34H27ZM27 35H25L26 37H27ZM61 35H62V32H61ZM85 35V34H84ZM185 35V34H184ZM198 35V34H197ZM201 34H199L198 36H200ZM215 35V36H214ZM25 36L23 37V36H21V37H23V38H25ZM129 36V35H128ZM13 37V36H12ZM84 37V36H83ZM86 37V36H85ZM184 37V36H183ZM186 37H184V38H186ZM11 38V37H10ZM15 37H13V39H14ZM124 38V37H123ZM138 38V37H137ZM183 38V39H184ZM196 38H200V37H196ZM195 38V39H196ZM27 40H29L30 38H26ZM58 39H59V37H58ZM79 39H80V37H79ZM125 39H126V37H125ZM194 39V38H193ZM201 39V38H200ZM8 40H10V39H8ZM15 40V39H14ZM18 40V39H17ZM54 40V39H53ZM96 40V39H95ZM99 40V39H98ZM98 40H96L97 42H98ZM124 40V39H123ZM132 40H133V38H132ZM187 40V39H186ZM197 40V39H196ZM84 41H87V40H83V42ZM90 41H91V39L89 40V42L88 43H90ZM117 41H119V40H117ZM184 41V40H183ZM195 41V40H194ZM201 41V40H200ZM203 41V40H202ZM224 40H222V42H223ZM13 43H14V41H12ZM12 42H9V41H6L5 43H6V45L8 44V46H9V44L10 43H12ZM18 42V41H17ZM186 42V41H185ZM187 42H188V40H187ZM219 42V41H218ZM5 43H3L4 44V46H6L5 45ZM86 43V42H85ZM120 43H122V42H120ZM184 43V44H183ZM189 43V42H188ZM19 44H20V42H19ZM24 44V43H23ZM87 44V43H86ZM111 44V43H110ZM113 44V43H112ZM124 44V43H123ZM122 44V45H123ZM191 44V43H190ZM200 44H201V42H200ZM218 44H221V42L220 43H218ZM15 45H18V44H16L15 43ZM80 45H81V43H80ZM80 45H79V47H80ZM91 45V44H90ZM117 45V44H116ZM118 45H119V43H118ZM199 45V44H198ZM208 45V44H207ZM73 46V45H72ZM83 46H85V45H83ZM87 46V45H86ZM89 46V45H88ZM110 46V45H109ZM108 46V47H109ZM112 46H115V44L114 45H112ZM205 46V45H204ZM3 47V46H2ZM1 47V48H2ZM20 47H22V46H20ZM74 47H75V45H74ZM94 47V46H93ZM101 47V46H100ZM107 47V46H106ZM119 47V46H118ZM193 47V46H192ZM207 47H209V46H207ZM4 48V47H3ZM8 48H10L11 49V45L9 46V47H7V49H5V50H7L8 51ZM83 48V47H82ZM128 48V47H127ZM127 48L125 49V50H127ZM212 48V47H211ZM9 49V50H10ZM32 49H37V52H39V54H41V57H38V58H34L30 53H31V51H32ZM72 49V48H71ZM86 49V48H85ZM89 49V48H88ZM121 49V48H120ZM199 49H200V47H199ZM202 49V48H201ZM206 49V48H205ZM3 50V49H2ZM20 50V51H19ZM76 50V49H75ZM101 50V49H100ZM190 50H192V49H190ZM190 50H188V51H190ZM36 51V50H35ZM78 51H80V50H78ZM78 51H75V52H78ZM82 51H84V49H82ZM123 51V50H122ZM193 51V50H192ZM198 51V50H197ZM214 51V50H213ZM1 52V51H0ZM3 52H4V50H3ZM10 52V51H9ZM37 52H35L36 54H37ZM86 53H88L87 51H85ZM106 52H108V51H106ZM110 53H111V51H109ZM113 52V51H112ZM117 52H119V51H117ZM125 52V51H124ZM123 52V54H125ZM181 52V54L182 55H180L179 53ZM194 52V51H193ZM202 52V51H201ZM205 52V51H204ZM207 52V51H206ZM33 53V52H32ZM72 53V52H71ZM74 53V52H73ZM91 53V52H90ZM115 53V52H114ZM113 53V54H114ZM120 53H122V52H120ZM188 53V52H187ZM10 55H13L14 54V52H13V54H11V52L9 53ZM75 54V53H74ZM105 54V53H104ZM109 54V53H108ZM173 54H170V55H172L173 56ZM185 54V53H184ZM194 54V53H193ZM201 54V53H200ZM14 55H16V54H14ZM18 55V54H17ZM83 55H84V53H83ZM89 54H87V56H88ZM100 55V54H99ZM102 56V55H101ZM113 55L111 54V57H112ZM127 56V55H126ZM125 56V57H126ZM197 56H199V54H197ZM212 56H210L209 58H211ZM0 57H2L3 58V55H0ZM6 57H10L9 55H6ZM14 56H12V58H13ZM72 57V56H71ZM74 57V56H73ZM96 57V56H95ZM104 57H105V55H104ZM176 57H177V55H176ZM175 57V59H177ZM15 58V57H14ZM13 58V60H15ZM70 58V57H69ZM87 58V57H86ZM89 58V57H88ZM94 58V57H93ZM92 58V59H93ZM106 58V57H105ZM174 58V57H173ZM179 58V57H178ZM185 58V57H184ZM4 59V58H3ZM2 59V60H3ZM17 59H16V61H17ZM103 59V58H102ZM120 59H123V56H122V58H120ZM10 60V59H9ZM12 60V61H13ZM95 60V59H94ZM129 60V61H130ZM181 60V59H180ZM7 61V60H6ZM16 61H13L15 64H16ZM19 61H17V62H19ZM132 61H131V63H132ZM146 61V60H145ZM177 61H179L178 59H177ZM1 62V61H0ZM3 62H4V60H3ZM10 62H11V60H10ZM95 62H96V60H95ZM94 62V63H95ZM175 62V61H174ZM182 62V61H181ZM177 63H179V62H177ZM176 63V64H177ZM80 64V63H79ZM41 65V64H40ZM44 65V64H43ZM126 65V64H125ZM86 66V69H87V65H85ZM84 66V67H85ZM33 67H35L36 68V66H33ZM47 67V66H46ZM114 67V66H113ZM121 67V66H120ZM38 68V67H37ZM125 68V67H124ZM173 68V67H172ZM214 68V67H213ZM212 68V69H213ZM238 68H240V67H238ZM22 69V68H21ZM49 69V68H48ZM62 69V68H61ZM84 69V68H83ZM132 69V68H131ZM130 68H129V71L131 70ZM209 69V68H208ZM243 69V70H244ZM10 70V69H9ZM44 70V69H43ZM55 70H56V68H55ZM126 70H128V68L126 69ZM133 70V69H132ZM148 70V69H147ZM162 70V69H161ZM195 70H197L196 68H194V72L193 73H195ZM201 70V69H200ZM236 70V69H235ZM234 70V71H235ZM240 70V69H239ZM245 70H247V69H245ZM254 70H256L257 71V73L256 74H254ZM86 71V70H85ZM150 71V70H149ZM165 71H167V70H165ZM218 71V70H217ZM227 71V70H226ZM3 72H4V70H2L1 68H0V76H2V74H3ZM14 72V71H13ZM25 72V71H24ZM32 72V71H31ZM34 72V71H33ZM74 71H72V73H73ZM151 72V71H150ZM170 72V71H169ZM201 72V71H200ZM220 72H222V71H220ZM228 72H230V71H228ZM237 72V71H236ZM29 73V72H28ZM56 73V72H55ZM80 73V72H79ZM117 73V72H116ZM130 73V72H129ZM138 73V72H137ZM154 73V72H153ZM167 73V72H166ZM193 73H192V75H193ZM197 73H198V71H197ZM203 73V72H202ZM213 73H214V71H213ZM217 73V72H216ZM233 73V72H232ZM114 74V73H113ZM131 74V73H130ZM134 74V73H133ZM174 74V73H173ZM218 74L219 75H221L222 77H220V78H224L225 80H226V78L224 77V76H226L228 73L226 72V75H222V74H220L219 72H218ZM27 75V74H26ZM25 75V76H26ZM44 75H46V73L44 74ZM185 75H186V68L185 67H183L182 65H178V68L176 69V71H175V76H177L179 79H182V80H185ZM189 75V74H188ZM191 75V74H190ZM189 75V76H190ZM218 75V76H219ZM41 76V75H40ZM39 76V77H40ZM48 76V75H47ZM46 76V77H47ZM57 76H59V74L57 75ZM88 79L91 81V85H90V89H88L89 90V92L90 93H98V94H100L101 96H106L107 95V97L108 98H110V96L111 95H108L109 94V89L107 88L106 89V86H120V85H122V84H126L128 87H133V88H135L136 87V83H135V81L134 80H125V79H123V78H121V77H115V76H110V75H107V74H105L104 72H100L99 71V73L97 72V71H95L93 68L91 69H89L88 70ZM229 76H230V73H229ZM236 76V75H235ZM24 77V76H23ZM34 77V76H33ZM60 77V76H59ZM81 78H83L84 77V79H85V76H80ZM164 77V76H163ZM207 77V76H206ZM243 77V76H242ZM241 77V78H242ZM27 78V77H26ZM67 78V77H66ZM21 79V78H20ZM54 79V78H53ZM60 79V78H59ZM77 79V78H76ZM75 79V80H76ZM163 79H165V78H163ZM206 78H204V75L203 76H198L197 78H196V82L198 83V84H200V83H202V82H204V80H205ZM1 80V79H0ZM24 80V79H23ZM42 80V79H41ZM47 80V79H46ZM58 80V79H57ZM56 80V81H57ZM161 80V79H160ZM221 79H219V81H220ZM3 81V80H2ZM45 81V80H44ZM51 81V80H50ZM54 81V80H53ZM63 81V80H62ZM164 81V80H163ZM172 81V80H171ZM216 81L218 82V80L216 79ZM49 82V81H48ZM61 82V81H60ZM69 82H70V80H69ZM69 82H67V87H68V85H69ZM75 82V81H74ZM74 82H73V84H74ZM164 82H166V80L164 81ZM183 82V84L185 83L184 81H182ZM220 82H222V81H220ZM1 83V82H0ZM25 83V82H24ZM212 83H214L213 81H212ZM26 84V83H25ZM44 84V83H43ZM165 84V83H164ZM163 84V82L162 83H160V82H158L157 80H156V78H155V75L154 74H152V76H151V79L150 80H148V82H146L144 85H142V88L141 89H139V93L142 91V92H144V94L146 95V96H144V95H142V97L144 96V97H146V99H147V96H149V97H153V96H155V95H157V94H160V92H163V90L165 89V86H169L170 84H172V83H169V85H164ZM206 83H202V85L204 86ZM217 84H219V83H217ZM216 84V85H217ZM24 85V84H23ZM66 85V84H65ZM173 85V84H172ZM212 85V84H211ZM210 85V86H211ZM73 86V85H72ZM174 86V85H173ZM202 86V87H203ZM222 86V85H221ZM224 86V85H223ZM223 86H222V88H223ZM24 87V90H25V86H23ZM53 87V86H52ZM65 87V86H64ZM70 87V86H69ZM199 87V86H198ZM219 87V86H218ZM132 88V89H133ZM173 88V87H172ZM208 88V87H207ZM20 89V88H19ZM60 89V88H59ZM200 89L202 90V88L200 87ZM204 89H206L205 87H204ZM211 89H213V88H211ZM21 90V89H20ZM28 90V89H27ZM26 90V91H27ZM29 90H30V86H29ZM28 90V91H29ZM66 90H68V88L66 89ZM141 90V91H140ZM167 90V89H166ZM198 89H196V91H197ZM221 90V89H220ZM27 91V92H28ZM63 91V90H62ZM253 91L254 92V94H255V92H257V95L256 96H254V95H252L251 96V92ZM21 92V91H20ZM25 92V91H24ZM66 92V91H65ZM198 92V91H197ZM201 93H202V91H200ZM205 92H207V91H205ZM250 92V93H249ZM90 93H88V94H90ZM131 93V92H130ZM135 93V92H134ZM189 93H190V91H189ZM20 94V93H19ZM25 94H27V93H25ZM57 94V93H56ZM61 94V93H60ZM119 94V93H118ZM117 94V95H118ZM141 94V93H140ZM140 94H137V95H140ZM36 95V94H35ZM136 95V96H137ZM76 96V95H75ZM79 96V95H78ZM78 96H76V97H78ZM215 96V98L217 97V95H214ZM72 97V96H71ZM120 97V95H118V96H116L115 95V97L114 96H112V98H113V100H118V98ZM138 98H139V96H137ZM136 97V98H137ZM141 97V98H142ZM199 97H201V96H199ZM213 97V96H212ZM55 98V97H54ZM74 98V97H73ZM94 98V97H93ZM127 98H128V96H127ZM133 98V97H132ZM171 98H173V97H171ZM195 98H197V97H195ZM195 98H193V97H191L190 99H195ZM57 99L59 100V98L57 97ZM78 99V98H77ZM120 99V98H119ZM178 99H180V98H178ZM177 99V100H178ZM189 98H188V101L190 100ZM204 99V98H203ZM220 99V98H219ZM218 99V100H219ZM13 100V99H12ZM23 100H25V99H23ZM55 100V99H54ZM78 100H80L82 103H83V98L82 97H79V99ZM150 100V99H149ZM169 100H171V99H169ZM176 100V99H175ZM255 100V99H254ZM15 101V100H14ZM22 101V100H21ZM31 101V100H30ZM77 101V100H76ZM114 101V102H115ZM119 101V100H118ZM128 101H130V102H134V100H128ZM172 101V100H171ZM203 101V100H202ZM251 101H253V100H251ZM7 102V101H6ZM23 102V101H22ZM26 102V101H25ZM74 102V101H73ZM19 103V102H18ZM17 103V104H18ZM27 103V102H26ZM52 103H54V102H52ZM156 103V102H155ZM181 102H176L175 103V105H177L178 107H179V104H180ZM247 103V102H246ZM249 103V102H248ZM74 104V103H73ZM119 104V103H118ZM171 104V103H170ZM182 104V103H181ZM184 104V103H183ZM182 104V105H183ZM185 104H186V102H185ZM207 104V103H206ZM252 104V103H251ZM255 104V103H254ZM253 104V105H254ZM262 104H264V103H262ZM124 105V104H123ZM132 105V104H131ZM157 105V104H156ZM194 105V104H193ZM204 105V104H203ZM81 106V105H80ZM116 106V105H115ZM128 106H130V105H128ZM133 106H134V103H133ZM132 106V107H133ZM171 106H172V104H171ZM252 106V105H251ZM21 107H22V104H21ZM93 107V106H92ZM150 107V106H149ZM154 107V106H153ZM158 107V106H157ZM180 107H181V105H180ZM182 107H185V106H182ZM190 107V106H189ZM197 107V106H196ZM201 107V109H202V107L203 106H200ZM19 108H20V106H19ZM106 108V107H105ZM191 108V107H190ZM92 109H94V108H92ZM91 109V110H92ZM111 109V108H110ZM156 109V108H155ZM160 109V108H159ZM180 109V108H179ZM182 109V108H181ZM6 110H9V109H6ZM22 110V109H21ZM95 110V109H94ZM101 110V109H100ZM196 110V109H195ZM198 110H200V109H197V111ZM18 111V110H17ZM126 111H128V110H126ZM144 111V110H143ZM157 111H159L158 109H157ZM165 111V110H164ZM167 111H170V110H167ZM166 111V112H167ZM175 111H177V108H176V110ZM196 111V112H197ZM11 112V111H10ZM105 112V111H104ZM114 112V111H113ZM135 112V111H134ZM162 112V111H161ZM165 112V113H166ZM178 112V111H177ZM193 112V111H192ZM199 112V111H198ZM9 113V112H8ZM7 113V114H8ZM20 113V112H19ZM55 113V112H54ZM89 113V112H88ZM98 113V112H97ZM100 113V112H99ZM116 113V112H115ZM136 113V112H135ZM145 113V112H144ZM172 113H173V111H172ZM194 113V112H193ZM6 114V115H7ZM133 114V113H132ZM149 114V113H148ZM152 114V112L150 113V115ZM21 115V114H20ZM154 115V113L152 114V116ZM158 116V115H157ZM157 116H155V117H157ZM168 116V115H167ZM175 116H177V115H175ZM179 116V115H178ZM177 116V117H178ZM159 117H161V116H159ZM164 117V116H163ZM44 118V117H43ZM158 118V117H157ZM89 119V118H88ZM87 119V120H88ZM94 119V118H93ZM106 119V118H105ZM129 119V118H128ZM132 120H133V118H131ZM188 119V118H187ZM191 119V118H190ZM53 120V119H52ZM158 120H159V118H158ZM184 120V119H183ZM90 121V120H89ZM138 121V120H137ZM20 122V121H19ZM38 122V121H37ZM54 122V121H53ZM74 122H76V121H74ZM74 122H72V123H74ZM79 122V121H78ZM146 122V121H145ZM149 122V121H148ZM157 122V121H156ZM188 122V121H187ZM50 123V122H49ZM48 123V124H49ZM52 123V122H51ZM65 123V122H64ZM77 123V122H76ZM81 123V122H80ZM86 123V122H85ZM152 123H153V121H152ZM166 123V122H165ZM181 123V122H180ZM62 124H63V122H62ZM184 124V123H183ZM189 124V123H188ZM28 125V124H27ZM26 125V126H27ZM81 125V124H80ZM132 125V124H131ZM134 125H136V123H134ZM149 125H151V122H150V124ZM148 125V126H149ZM169 125V124H168ZM190 125V124H189ZM189 125H187L186 124V126H189ZM33 126V125H32ZM70 126V125H69ZM84 126V125H83ZM82 126V127H83ZM90 126H91V124H90ZM95 126V125H94ZM102 127H105V125H101ZM133 126V125H132ZM131 126V127H132ZM140 126V125H139ZM166 126V125H165ZM191 126V125H190ZM72 128H75L76 126H75V124H72V126H71ZM116 127V126H115ZM163 127V126H162ZM177 127H176V129H177ZM31 128V127H30ZM59 128V127H58ZM63 128V127H62ZM70 128V127H69ZM69 128H67V129H69ZM92 128V127H91ZM133 128V127H132ZM167 128H169V126L167 127ZM28 129V128H27ZM34 129V128H33ZM60 129H61V127H60ZM66 129V130H67ZM138 129H140V127L138 128ZM165 129V128H164ZM170 129V128H169ZM176 129H174V130H176ZM187 129V128H186ZM189 129H191L190 127H189ZM202 129H204V132H200ZM56 130V129H55ZM63 130H64V128H63ZM71 130V129H70ZM192 130V129H191ZM29 131V130H28ZM60 131V130H59ZM86 131H87V129H86ZM96 131V130H95ZM166 131V130H165ZM169 131V130H168ZM167 131V132H168ZM173 131V130H172ZM177 131V130H176ZM193 131V130H192ZM30 132H33V131H30ZM35 132V131H34ZM130 132V131H129ZM133 132V131H132ZM23 133V132H22ZM46 133V132H45ZM74 133V132H73ZM93 132L91 131V134H92ZM117 133V132H116ZM139 133V132H138ZM150 133V132H149ZM42 134V133H41ZM56 134V133H55ZM132 134H135L134 132L132 133ZM161 134V136H163ZM170 134H171V136H172V134H175V132L173 131V133H171L170 132ZM169 134V135H170ZM226 134H231L232 136H231V138H229L230 140H231V142H232V145L230 146V145H227L226 143H227V140H229V139H227V137H226ZM13 135V134H12ZM47 135H48V133H47ZM50 135V134H49ZM48 135V136H49ZM56 135H58V134H56ZM86 135H88V133L86 134ZM96 135H97V133H96ZM160 135V134H159ZM227 135V136H228ZM90 136V135H89ZM116 136V135H115ZM115 136H114V138H115ZM120 136V135H119ZM160 136V137H161ZM52 137H54V136H52ZM74 137V136H73ZM88 137V136H87ZM87 137H86V139H87ZM99 137V136H98ZM145 137V136H144ZM164 137V136H163ZM92 138V137H91ZM111 138V137H110ZM113 138V139H114ZM147 138V137H146ZM70 139V138H69ZM88 139H89V137H88ZM112 139V138H111ZM127 139H130V138H127ZM143 139V138H142ZM141 139V140H142ZM157 139V138H156ZM74 140V139H73ZM101 140V139H100ZM110 140V139H109ZM130 140H134V139H130ZM129 140V141H130ZM147 140V139H146ZM164 140V139H163ZM260 140V141H259ZM71 141H72V138H71ZM123 141V140H122ZM128 141V142H129ZM248 141H250V143H249V145H247L248 144ZM88 142V141H87ZM103 142V141H102ZM101 142V143H102ZM116 142H117V140H116ZM128 142H126L125 141V143H128ZM149 142H151V141H149ZM156 142V141H155ZM158 142H160V140H158ZM53 143V142H52ZM56 143V142H55ZM120 143H122L121 142V140H120ZM120 143H118V144H120ZM130 143H131V141H130ZM142 143V142H141ZM224 143H225V145H224ZM229 143V142H228ZM59 144V143H58ZM98 144H100V143H98ZM97 144V145H98ZM116 144V143H115ZM122 144H124V142L122 143ZM150 143H148V145H149ZM164 144V145H165ZM6 145V144H5ZM112 145H114V143L113 144H111V146ZM138 145V144H137ZM155 145V144H154ZM108 146V145H107ZM115 147H119L120 148V146H118L117 144L116 145H114ZM124 145H122L121 146V148L123 147ZM133 146V145H132ZM141 146H143V144L141 145ZM150 146V145H149ZM163 146V145H162ZM109 147H110V145H109ZM109 147H108V149H109ZM126 147H127V145H126ZM125 147V148H126ZM131 147V144L129 145L128 144V149ZM139 147V146H138ZM137 147V148H138ZM143 147H145V146H143ZM262 147H264V146H262ZM95 148H97V147H95ZM119 148H117V151L119 150ZM120 148V149H121ZM124 148V147H123ZM121 149V150H124V149ZM126 148V151H128V149ZM133 148H134V146H133ZM7 149V148H6ZM101 149V148H100ZM107 149V150H108ZM112 149H113V147H112ZM112 149H111V151H112ZM146 149H148V147L146 148ZM161 149V148H160ZM246 149V151H248ZM23 150V149H22ZM66 150V149H65ZM85 150H87V149H85ZM84 150V151H85ZM99 149L97 148V151H98ZM102 150V149H101ZM110 150V149H109ZM116 150V149H115ZM130 150H132L131 148H130ZM134 150V149H133ZM157 150V149H156ZM245 150V149H244ZM9 151V150H8ZM88 151V150H87ZM103 151V150H102ZM153 151H155V149L153 148V150H152V152ZM157 151H159V150H157ZM179 151V152H178ZM262 151V150H261ZM11 152V151H10ZM108 151H106V153H107ZM134 152V151H133ZM244 152V151H243ZM72 153V152H71ZM79 153H82L81 151L79 152ZM84 153H86L87 154V152H84ZM99 153H100V151H99ZM103 153V152H102ZM128 153H130L129 151H128ZM139 153V152H138ZM46 154V153H45ZM233 154H235V155H233ZM240 154V153H239ZM241 154H243V153H241ZM9 155V154H8ZM74 155V154H73ZM90 155V154H89ZM129 155H131V153L129 154ZM247 155V156H248ZM258 155V154H257ZM261 155V154H260ZM49 156V155H48ZM113 156V155H112ZM262 156V155H261ZM261 156H259L260 158H261ZM43 157V156H42ZM74 157V156H73ZM94 157V156H93ZM114 157H117V156H114ZM142 157V156H141ZM45 158V157H44ZM71 157L69 156V159H70ZM84 158V157H83ZM98 158V157H97ZM119 158V156L117 157V159L116 158H113L114 160L116 159V161L117 160H120V159H118ZM121 158V157H120ZM123 158V157H122ZM154 158H156V159H154ZM68 159V160H69ZM77 159V158H76ZM99 159H100V157H99ZM102 159V158H101ZM129 159V158H128ZM134 159V158H133ZM132 159V160H133ZM235 159H237V158H235ZM46 161H47V163H46V165L44 166V165H42V166H44L43 167V170L45 171L44 173H45V175H46V172H51V171H57V172H59V173H61V174H59L60 176L61 175H64V178H66L67 179V181L68 180H70V177H69V175L71 176V170L69 171V169H68V165L67 164H65V163H63L62 161H60V160H58L56 157H54V156H51V157H47L46 159H45ZM70 160H72V159H70ZM79 160H81V159H78V161ZM93 160V159H92ZM98 160V159H97ZM136 160V159H135ZM138 160V159H137ZM8 161V160H7ZM23 161V160H22ZM24 161H26V160H24ZM90 161V160H89ZM122 161H124V163H125V160H122ZM134 161V160H133ZM236 161H238V160H235V162ZM240 161V160H239ZM250 161V160H249ZM257 161V160H256ZM255 160H254V162H256ZM27 162V161H26ZM43 162H44V160H43ZM69 162H71V161H69ZM73 162H75V161H73ZM87 162V161H86ZM91 162V161H90ZM118 162V161H117ZM128 162V161H127ZM130 162V161H129ZM253 162V161H252ZM251 162V163H252ZM259 162V161H258ZM17 163H19V162H17ZM34 163V162H33ZM76 163V162H75ZM98 163H99V167H98V171L100 172V174H103L104 175V173L106 172V170H107V168L108 167H111V166H113V165H115V163H113V161L111 160H109V159H105V160H100V161H98ZM123 163V162H122ZM121 163V164H122ZM249 163V162H248ZM247 163V164H248ZM45 164V163H44ZM84 164V163H83ZM86 164V163H85ZM246 164V165H247ZM75 165H77V164H75ZM80 164H78V166H79ZM96 165H97V162H96ZM117 166L119 165L118 163L116 164ZM130 165H132V163L130 164ZM156 165H159L160 167H162L163 169V171H162V173H161V175L163 176L161 179H163V186L161 187V189L160 190H157L156 189V191H155V189L153 188V186H152V182L150 183L149 182V180H148V178L146 179V180H148V182H144V183H142V181H141V183L139 182V181H137V180H139V178L140 177H142V176H144V175H142L147 169H148V167L150 166V167H152L153 169H154V167L153 166H156ZM248 165H250V163L248 164ZM246 166L247 168L249 167V166ZM70 167H71V165H69ZM84 166V165H83ZM120 166V165H119ZM135 166V167H134ZM251 166V165H250ZM260 166V165H259ZM20 167V166H19ZM41 167V166H40ZM115 167V166H114ZM123 167V166H122ZM149 167V168H150ZM225 167V168H226ZM14 168V167H13ZM113 168V167H112ZM151 168V169H152ZM110 169V168H109ZM116 169V168H115ZM115 169H113L114 171H115ZM121 169V168H120ZM258 169V168H257ZM42 170V171H43ZM74 170V169H73ZM72 170V172H74ZM160 170V169H159ZM256 170V169H255ZM82 171V170H81ZM87 171V170H86ZM89 171V170H88ZM87 171V172H88ZM251 171V170H250ZM253 171V170H252ZM258 171V170H257ZM93 174L95 173V171L94 170H92L91 171ZM117 172H119V171H117ZM13 173V172H12ZM33 174V172L31 171L30 172V174ZM37 173H43V172H37ZM110 173H111V170H110ZM113 173V172H112ZM149 173V172H148ZM151 173V172H150ZM154 173V172H153ZM228 173H229V171H228ZM227 173V174H228ZM29 174V175H30ZM57 173H55V175H56ZM58 174H57V176H58ZM75 174V173H74ZM79 175H80V173H78ZM76 175L75 177H77L78 176V178H79V175ZM82 174V173H81ZM117 174V173H116ZM120 174V175H121ZM249 174V173H248ZM251 174V173H250ZM4 175V174H3ZM35 175V174H34ZM40 174H38V175H36V176H39ZM42 175V174H41ZM44 175V174H43ZM48 175V174H47ZM51 175V174H50ZM73 175V174H72ZM89 175V174H88ZM111 175V174H110ZM136 175V176H135ZM137 175H140V177L138 176V178H135V177H137ZM260 175V174H259ZM51 176H54V175H51ZM50 176V177H51ZM56 176V177H57ZM74 176V175H73ZM72 176V177H73ZM83 176V175H82ZM98 176V175H97ZM97 176H96V179H98L97 178ZM134 176V178L135 179H133L132 177ZM160 176V175H159ZM251 176V175H250ZM30 177V176H29ZM41 177V176H40ZM43 177V176H42ZM71 177V178H72ZM86 175H84V178L83 179H86ZM100 177V176H99ZM112 177V176H111ZM222 177V174L220 175V178ZM15 178H16V176H15ZM32 178V177H31ZM35 178V177H34ZM37 178V177H36ZM39 178V177H38ZM110 178V177H109ZM108 178V179H109ZM115 178V177H114ZM118 178V177H117ZM143 178V177H142ZM145 178H146V176H145ZM225 178H226V176H225ZM14 179V178H13ZM17 179V181H18V179L19 178H16ZM29 179V178H28ZM45 179V178H44ZM56 179V178H55ZM57 179H58V177H57ZM60 179H62V178H60ZM73 179V178H72ZM71 179V180H72ZM80 179H82V177L80 178ZM103 179V178H102ZM102 179H100V180H102ZM111 179V178H110ZM122 179V178H121ZM137 179V180H136ZM39 180V179H38ZM49 180V179H48ZM47 180V181H48ZM51 180V179H50ZM59 180V179H58ZM58 180H56L57 182H60V181H58ZM65 180V179H64ZM63 180V181H64ZM93 180V179H92ZM99 180V179H98ZM97 180V181H98ZM235 180V179H234ZM234 180H232V181H234ZM6 181V180H5ZM41 181V180H40ZM47 181H43V183L45 182H47ZM52 181V180H51ZM50 181V182H51ZM73 181V180H72ZM71 181V182H72ZM76 181V180H75ZM80 181V180H79ZM85 181V180H84ZM114 181H116V179L114 180L113 179V183L115 184V182ZM153 181V180H152ZM227 181V180H226ZM238 181V180H237ZM19 182V181H18ZM23 182V181H22ZM21 182V183H22ZM24 182H26V181H24ZM23 182V183H24ZM33 183H34V181H32ZM49 182V183H50ZM55 182V181H54ZM119 182V181H118ZM218 182H220V181H218ZM239 182V181H238ZM252 182V181H251ZM22 183V184H23ZM28 182H26V184H27ZM30 183V182H29ZM28 183V184H29ZM36 183V182H35ZM48 183V182H47ZM99 183H100V181H99ZM103 183H104V181H103ZM112 183V184H113ZM221 183V182H220ZM240 183V182H239ZM25 184V183H24ZM23 184V185H24ZM25 184V185H26ZM27 184V185H28ZM65 184L67 185V183L65 182ZM68 184H69V181H68ZM77 184V183H76ZM76 184H74L75 186H76V189L74 188H72V186H71V188L70 189H73L72 191H74V190H76L75 192H77V187H79L78 185H76ZM84 184V183H83ZM242 184V183H241ZM15 185V184H14ZM31 185H32V183H31ZM44 185V184H43ZM51 185V184H50ZM53 185V184H52ZM56 185H58V183L56 184ZM64 185V184H63ZM110 185V184H109ZM119 185V184H118ZM218 185H219V183H218ZM240 185V184H239ZM249 185V184H248ZM16 186V185H15ZM15 186H14V188H15ZM18 186V189H19V185H17ZM68 186H70V185H68ZM115 186V185H114ZM121 186V185H120ZM156 186V185H155ZM240 186H242V185H240ZM246 186H247V184H246ZM250 186V185H249ZM9 187H12V185L11 186H9V185H7V184H4V183H2L1 185H0V191H6ZM21 187V186H20ZM31 187V186H30ZM44 187V186H43ZM63 187V186H62ZM81 187H83L82 185H81ZM101 187V186H100ZM111 187H113L112 185H111ZM118 187V186H117ZM116 187V188H117ZM133 187V188H134ZM156 187H159V186H156ZM155 187V188H156ZM233 187V186H232ZM251 187V186H250ZM254 187V186H253ZM252 187V188H253ZM45 188H46V185H45ZM53 188V187H52ZM51 188V189H52ZM80 188V187H79ZM78 188V189H79ZM114 188V187H113ZM120 187H118L117 189H119ZM121 188H123L122 186H121ZM126 189H127V186L125 187ZM129 188V187H128ZM132 188V187H131ZM132 188V189H133ZM136 188H134L133 190H135ZM240 188V187H239ZM251 188V189H252ZM23 189V188H22ZM44 189V188H43ZM50 189V190H51ZM116 189V192H118L119 190H117ZM166 189V192H163V190H165ZM217 189V188H216ZM11 190V189H10ZM34 190H35V188H34ZM36 190H37V188H36ZM39 190H42V189H39ZM80 190V189H79ZM82 190V189H81ZM13 191V190H12ZM11 191V192H12ZM38 191V190H37ZM122 191V190H121ZM136 191V190H135ZM138 191H139V189H138ZM138 191H136V192H138ZM239 191V190H238ZM7 192V191H6ZM14 192H15V189H14ZM24 192H26V191H24ZM29 191H27V193H28ZM51 192V191H50ZM56 192V191H55ZM60 192V191H59ZM64 192V191H63ZM68 192V191H67ZM71 192V191H70ZM70 192H68V193H70ZM216 192H217V190H216ZM7 193H9V192H7ZM13 193V192H12ZM32 193V192H31ZM48 193V192H47ZM60 193H62V192H60ZM81 193V192H80ZM80 193H77L78 195H80ZM133 193H135V192H133ZM139 193V192H138ZM137 193V194H138ZM234 193V192H233ZM3 194V193H2ZM23 194V193H22ZM24 194H26V193H24ZM34 194H36V193H33L32 195H34ZM52 194L55 196V194H54V190H53V192H52ZM83 194V193H82ZM118 194V193H117ZM217 194V193H216ZM8 195V194H7ZM10 195H11V193H10ZM9 195V196H10ZM38 195H39V193H38ZM37 195V196H38ZM71 195H72V193L70 194V197H71ZM75 195V194H74ZM83 195H85V193L83 194ZM24 196V195H23ZM29 196H31V195H29ZM28 196V197H29ZM37 196H35L34 195V197H33V199L34 198H36ZM51 195H49V197H50ZM60 196V195H59ZM137 196H139V194L137 195ZM142 196V195H141ZM228 196V195H227ZM234 196V195H233ZM2 197V196H1ZM4 197H6V195H4ZM10 197H12V195L10 196ZM21 197H22V195H21ZM27 197V198H28ZM41 197V196H40ZM43 197V196H42ZM62 197V196H61ZM58 198L57 199V203H56V207H57V211H63L64 210V208H66V203H64V200H63V198L65 197V194H64V197L63 198ZM69 197V198H70ZM117 197V196H116ZM153 197V198H154ZM23 198V197H22ZM25 198V197H24ZM48 198V197H47ZM52 198V197H51ZM55 198V197H54ZM68 198V199H69ZM97 198V197H96ZM110 198V197H109ZM152 198V199H153ZM5 199H8V198H5ZM5 199H4V201H5ZM16 199V198H15ZM19 199V198H18ZM30 199V197L28 198V201L29 202H31V199ZM67 199V198H66ZM68 199L66 200V202L68 201ZM98 199V198H97ZM115 199V198H114ZM150 199V198H149ZM148 199V200H149ZM151 199V200H152ZM196 199V200H195ZM12 200H14V198L13 199H11L10 201H12ZM21 200V199H20ZM70 200V202H71V198L69 199ZM76 200H78V197H77V199ZM192 200H193V202H194V204L192 205V207L191 208H189V206H191V204H192ZM262 200V199H261ZM34 201V200H33ZM40 201H41V198H40ZM51 201H52V199H51ZM55 201V200H54ZM84 201H86V200H84ZM1 202V201H0ZM8 203H9V201H8ZM11 203V202H10ZM9 203V204H10ZM33 203V202H32ZM40 203V202H39ZM2 204V203H1ZM19 204V203H18ZM31 204V203H30ZM29 204V205H30ZM34 204H35V202H34ZM48 204V203H47ZM67 204H69V202L67 203ZM73 204H75L74 202H73ZM83 204V203H82ZM84 204H85V202H84ZM204 204V203H203ZM7 205V204H6ZM28 205V204H27ZM28 205V206H29ZM43 204H41V206H42ZM1 206V205H0ZM4 206H5V204H4ZM10 206V205H9ZM13 206V205H12ZM17 206V205H16ZM32 206H34V205H32ZM44 206V205H43ZM42 206V207H43ZM65 206V207H64ZM6 207V206H5ZM7 207H8V205H7ZM31 207V206H30ZM36 207V206H35ZM52 207H53V205H52ZM64 207V208H63ZM75 207V206H74ZM234 207V206H233ZM12 208V207H11ZM15 208V207H14ZM19 208V207H18ZM17 208V209H18ZM44 208V207H43ZM48 208H50V205H49V207ZM83 208V207H82ZM1 209V208H0ZM16 209V210H17ZM26 209H28L27 208V206H26ZM33 209H34V207H33ZM35 209H37V207L35 208ZM33 210V211H36V210ZM52 209V208H51ZM51 209H47V210H51ZM97 209H100V211H101V213H100V215H97L96 214V211L95 210H97ZM31 210H32V207H31ZM43 210V209H42ZM68 210H70V209H68ZM82 210V211H81ZM28 211H30V210H27V212ZM65 211V210H64ZM152 211V210H151ZM1 212V211H0ZM8 212H10V211H8ZM26 212V211H25ZM26 212V215L29 213H27ZM45 212V211H44ZM49 212H51V211H49ZM53 212H56V210L55 211H53ZM6 213V212H5ZM4 213V214H5ZM11 213V212H10ZM10 213L9 214H7V215H4V214H1L0 213V228H1V230L3 231H0V232H2L1 234H0V237H2L4 234H5V232H4V229L6 228V224L9 222V221H12V217L10 216ZM42 213H43V211H42ZM32 214V213H31ZM40 214H41V212H40ZM58 214H59V212H58ZM57 214V212H56V214L55 215H58ZM65 214H66V212H65ZM99 214V213H98ZM24 215V214H23ZM25 215V217H27ZM42 215V214H41ZM48 216V215H47ZM29 217V216H28ZM35 217H36V214H35ZM38 217V216H37ZM52 217V216H51ZM30 218V217H29ZM34 218V217H33ZM40 218V217H39ZM48 218V217H47ZM85 218V217H84ZM16 219V218H15ZM31 219H32V217H31ZM31 219H29L30 220V222H31ZM52 219V218H51ZM79 219H81V218H79ZM127 219H129V220H127ZM19 220V219H18ZM45 220H46V218H45ZM82 220H84V219H82ZM82 220H79V221H82ZM258 220H260V219H258ZM27 221V220H26ZM54 221V220H53ZM76 221V220H75ZM74 221V222H75ZM134 221H136V220H134ZM145 221V220H144ZM17 221H15V223H16ZM20 222V221H19ZM28 222V221H27ZM36 222V221H35ZM34 221H33V224L35 223ZM85 222V221H84ZM197 222V221H196ZM10 223V222H9ZM24 223H26V222H24L23 221V224ZM52 223V222H51ZM50 223V224H51ZM59 223V222H58ZM135 223V222H134ZM143 223V222H142ZM12 224H14V222L12 223ZM12 224H10V226L12 225ZM33 224L31 225V226H33ZM37 225H38V222L36 223ZM80 226H82V223L80 222ZM128 224H130V222L128 223ZM141 224V223H140ZM194 224V223H193ZM25 225H27V224H25ZM30 225V224H29ZM41 225V224H40ZM40 225H38V227L40 226ZM70 225V224H69ZM142 225H144V223L142 224ZM7 226H9L8 224H7ZM52 226V225H51ZM51 226L49 227L50 229H51ZM57 226H58V224H57ZM62 226V225H61ZM79 226V227H80ZM83 226H84V224H83ZM83 226L81 227V229H83ZM16 227V226H15ZM24 227H26V226H24ZM44 227V226H43ZM48 227V226H47ZM54 227H55V225H54ZM68 227V226H67ZM77 227V226H76ZM236 227V226H235ZM254 227V226H253ZM11 228V227H10ZM10 228H8V229H10ZM48 228V229H49ZM65 228H66V226H65ZM84 228H86V227H84ZM45 229V228H44ZM44 229H42L43 230V232H44ZM62 229H64V227L62 228ZM67 230L69 229V227L68 228H66ZM65 229V230H66ZM79 229V228H78ZM89 229V228H88ZM250 229V228H249ZM16 230H17V228H16ZM40 230V229H39ZM38 230V231H39ZM64 230V231H65ZM139 230V229H138ZM38 231H37V235H40V233L38 234ZM41 231V230H40ZM48 231V230H47ZM86 230H84V232H85ZM94 231V232H95ZM10 232V231H9ZM16 232V231H15ZM20 232V231H19ZM24 232V231H23ZM35 232H36V230L34 229V230H32L31 229V231L29 230V231H27V229H26V232L22 235V238H21V240L22 241H20V242H25L26 240H28V238H29V236H33L34 234H35ZM54 232V231H53ZM74 232V231H73ZM91 232V231H90ZM14 233V232H13ZM58 233H60V232H58ZM64 232H62V234H63ZM10 234V233H9ZM47 234V233H46ZM53 234V233H52ZM61 234V235H62ZM15 234H13V236H14ZM42 235V234H41ZM58 235V234H57ZM72 235H73V233H72ZM12 236V235H11ZM12 236V237H13ZM21 236V235H20ZM43 236V235H42ZM66 236V235H65ZM254 237L251 239H247V240H244L243 239V241H242V243H244V242H246L244 245H243V248L242 249H239V248H237V249H235V250H233V252H232V257H230L229 258V260H227V261H225L223 264H261L260 263V257H259V253H258V251H259V246H258V243L260 242H264V230H262L260 233H258L257 235H253ZM35 237V236H34ZM43 237H45V233H44V236ZM47 237V236H46ZM49 237H50V235H49ZM55 237H56V235H55ZM62 237V236H61ZM68 237V236H67ZM66 237V238H67ZM76 237H78V236H76ZM11 238V237H10ZM30 238H33V237H30ZM37 238H39V237H36L34 240L36 241V240H38ZM68 238H70V237H68ZM72 238V237H71ZM196 237L195 236H191L190 235V241H193V242H198V245H204V242H202V240L201 241H198V240H196L195 239ZM238 238V237H237ZM9 239V238H8ZM33 239H32V241H33ZM54 239V238H53ZM64 239V238H63ZM92 239V238H91ZM239 239V238H238ZM11 240V239H10ZM31 239H29V241H30ZM66 240V239H65ZM6 241H8V240H6ZM34 241V242H35ZM43 241V240H42ZM64 241V240H63ZM3 242V241H2ZM11 242V241H10ZM45 242V241H44ZM48 242V241H47ZM51 242V241H50ZM235 242V241H234ZM12 243H14V242H12ZM31 243H33V242H31ZM56 243V242H55ZM192 243V242H191ZM190 243V244H191ZM233 243V242H232ZM239 243H241V242H239ZM239 243H237L236 242V244H239ZM1 244V243H0ZM5 244H7L6 242H5ZM25 244V243H24ZM30 244V243H29ZM34 244V243H33ZM47 244V243H46ZM23 245V244H22ZM27 247H28V243L27 244H25ZM39 245H42L41 243L39 244ZM48 245H50V244H48ZM52 245V244H51ZM54 245V244H53ZM85 245H87L88 246V249H82V246H85ZM194 245V244H193ZM241 245V244H240ZM3 246H4V244H3ZM8 246V245H7ZM9 246H12L11 244L9 245ZM24 246V245H23ZM26 246H24V247H26ZM31 246V245H30ZM43 246V245H42ZM115 246H117V248L119 249L118 250V252L116 253V252H114V247ZM13 247V246H12ZM11 247V249H13ZM40 247V246H39ZM50 247V246H49ZM86 247V246H85ZM6 248H8V247H6ZM23 248V247H22ZM42 248V247H41ZM54 248V247H53ZM84 248V247H83ZM87 248V247H86ZM262 248H264V247H262ZM18 249H21V247H18ZM37 249H38V247H37ZM36 249V250H37ZM21 250H23V249H21ZM30 250V249H29ZM29 250H28V252L27 253H29ZM47 250V249H46ZM49 250V249H48ZM201 250V249H200ZM258 250V251H257ZM9 251V250H8ZM17 252H18V250H16ZM34 251V250H33ZM43 251V250H42ZM57 251V250H56ZM10 252H11V250H10ZM14 252V251H13ZM31 252H32V250H31ZM39 252V251H38ZM204 252H206V251H204ZM203 251H201V253H204ZM4 253V252H3ZM20 253V252H19ZM2 254V253H1ZM5 254V253H4ZM4 254H3V256H4ZM18 254V253H17ZM16 254V255H17ZM33 254V253H32ZM39 254V253H38ZM38 254H37V256H38ZM41 254V253H40ZM6 255H8V254H6ZM30 255V254H29ZM43 255L44 254H42V256H40L41 258H43ZM52 255V254H51ZM111 255V256H110ZM154 255H156V258L155 259H153V258H151V257H154ZM30 256H32V255H30ZM30 256H28V257H30ZM54 256V255H53ZM34 257V256H33ZM39 257V256H38ZM45 257V256H44ZM61 257V256H60ZM6 258H7V256H6ZM16 258V257H15ZM32 258V257H31ZM41 258H39V259H41ZM27 259V258H26ZM30 259V258H29ZM38 259V258H37ZM38 259V260H39ZM55 259V258H54ZM57 259V258H56ZM121 259V258H120ZM2 260H3V258H2V255H0V263L2 262ZM9 260V259H8ZM34 260V259H33ZM45 260V259H44ZM12 261V260H11ZM14 261V260H13ZM17 261V260H16ZM24 261V260H23ZM22 261V262H23ZM31 261V260H30ZM35 261H36V259H35ZM40 261V260H39ZM38 261V262H39ZM49 261V260H48ZM10 262V261H9ZM19 262V261H18ZM20 262V264H23V263H25V262ZM28 262V261H27ZM36 263H37V261H36ZM44 263V262H43ZM8 264V263H7ZM11 264V263H10ZM27 264H29V263H27ZM30 264H34V263H32V262H30ZM196 264V263H195Z\"/></svg>","mask_w":264,"mask_h":264}]
</instances>
